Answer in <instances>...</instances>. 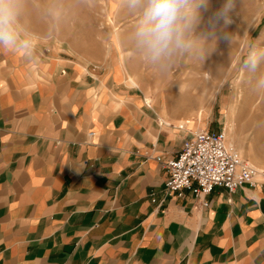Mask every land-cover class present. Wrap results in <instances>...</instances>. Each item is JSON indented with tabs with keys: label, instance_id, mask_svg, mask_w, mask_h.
I'll use <instances>...</instances> for the list:
<instances>
[{
	"label": "crops",
	"instance_id": "crops-1",
	"mask_svg": "<svg viewBox=\"0 0 264 264\" xmlns=\"http://www.w3.org/2000/svg\"><path fill=\"white\" fill-rule=\"evenodd\" d=\"M37 38L31 62L0 52V264H264V184L165 194L155 156L200 128L161 111L157 73L118 38Z\"/></svg>",
	"mask_w": 264,
	"mask_h": 264
},
{
	"label": "rangeland",
	"instance_id": "rangeland-1",
	"mask_svg": "<svg viewBox=\"0 0 264 264\" xmlns=\"http://www.w3.org/2000/svg\"><path fill=\"white\" fill-rule=\"evenodd\" d=\"M212 4L215 9L220 0ZM208 15L201 34L209 30ZM21 22L37 37L59 39L86 51L98 40L121 41L135 18L124 11L121 0H26ZM229 30L232 47L219 42L217 52L203 65L185 60L166 75L155 78L146 73L141 79L161 111L178 116V124L188 121L190 128L225 130L240 156L264 168L260 164L264 163V93L254 91L239 68L242 49L252 43L264 46V0H242ZM207 72L214 75L212 79Z\"/></svg>",
	"mask_w": 264,
	"mask_h": 264
},
{
	"label": "clouds",
	"instance_id": "clouds-1",
	"mask_svg": "<svg viewBox=\"0 0 264 264\" xmlns=\"http://www.w3.org/2000/svg\"><path fill=\"white\" fill-rule=\"evenodd\" d=\"M26 0H0V52H22L31 62L37 36L21 22ZM242 0H220L213 9L212 0H121L124 11L135 22L121 40L127 59L139 62L159 75L171 72L185 60L202 65L217 52L219 42L232 47L230 26ZM208 32L201 34L204 15ZM240 70L258 93H264V46L249 44L242 49ZM212 79L211 72L206 73Z\"/></svg>",
	"mask_w": 264,
	"mask_h": 264
},
{
	"label": "built area",
	"instance_id": "built-area-1",
	"mask_svg": "<svg viewBox=\"0 0 264 264\" xmlns=\"http://www.w3.org/2000/svg\"><path fill=\"white\" fill-rule=\"evenodd\" d=\"M191 134L176 156H155L168 173L164 187L166 195L182 197L188 191L206 206L205 198L216 187L235 193L243 185L264 184V169L231 148L225 130L199 129Z\"/></svg>",
	"mask_w": 264,
	"mask_h": 264
},
{
	"label": "bare ground",
	"instance_id": "bare-ground-1",
	"mask_svg": "<svg viewBox=\"0 0 264 264\" xmlns=\"http://www.w3.org/2000/svg\"><path fill=\"white\" fill-rule=\"evenodd\" d=\"M208 81H210V80H208ZM213 81V80H212ZM209 83V82H208ZM235 110L233 109L232 110V114H234L235 112H234ZM230 145V144H229ZM231 146V145H230ZM231 148H233L234 149V147L233 146H231ZM235 150V149H234Z\"/></svg>",
	"mask_w": 264,
	"mask_h": 264
}]
</instances>
